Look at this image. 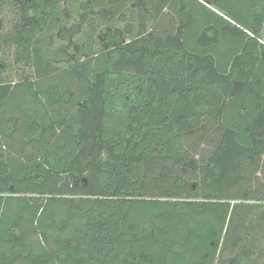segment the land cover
Listing matches in <instances>:
<instances>
[{
	"label": "trees",
	"instance_id": "obj_1",
	"mask_svg": "<svg viewBox=\"0 0 264 264\" xmlns=\"http://www.w3.org/2000/svg\"><path fill=\"white\" fill-rule=\"evenodd\" d=\"M18 10L0 30V264H264V0Z\"/></svg>",
	"mask_w": 264,
	"mask_h": 264
},
{
	"label": "rangeland",
	"instance_id": "obj_2",
	"mask_svg": "<svg viewBox=\"0 0 264 264\" xmlns=\"http://www.w3.org/2000/svg\"><path fill=\"white\" fill-rule=\"evenodd\" d=\"M21 1L22 0H6V5L4 6L2 14L0 15V30L2 33L11 32L13 25L18 20V15L20 14V11L18 10V5L21 4ZM91 13L94 12L91 11ZM91 13H87L86 11L81 10L74 17H71L66 14L68 21L57 33L58 40L54 43L53 49L56 51L60 50V52H62L65 56L74 57V53L76 52L77 46L80 45L82 41L83 32L85 31L86 19L89 16L88 14ZM121 26L123 27V25ZM110 31H112V34L113 31L116 30H114L113 28L104 30L100 38L98 37V40H100L101 38L104 39L106 37L110 38ZM261 36L264 40V28L262 30ZM116 41L126 42L125 33H121L120 37H116ZM12 53L13 48L10 47V52H8V55L10 57L7 60L10 63L11 71L9 73L8 79L15 80L17 77H19V74H21L23 70L21 71V69L18 68L16 65H13Z\"/></svg>",
	"mask_w": 264,
	"mask_h": 264
}]
</instances>
